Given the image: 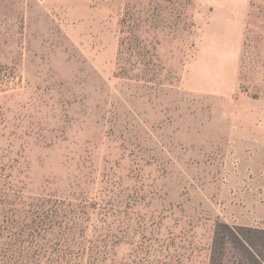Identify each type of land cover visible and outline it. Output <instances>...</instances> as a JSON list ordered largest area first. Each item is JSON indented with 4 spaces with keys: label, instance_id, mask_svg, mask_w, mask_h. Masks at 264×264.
I'll return each mask as SVG.
<instances>
[{
    "label": "rangeland",
    "instance_id": "374dc122",
    "mask_svg": "<svg viewBox=\"0 0 264 264\" xmlns=\"http://www.w3.org/2000/svg\"><path fill=\"white\" fill-rule=\"evenodd\" d=\"M248 136L264 0H0V263L210 264L264 228Z\"/></svg>",
    "mask_w": 264,
    "mask_h": 264
},
{
    "label": "trees",
    "instance_id": "16d2710c",
    "mask_svg": "<svg viewBox=\"0 0 264 264\" xmlns=\"http://www.w3.org/2000/svg\"><path fill=\"white\" fill-rule=\"evenodd\" d=\"M229 246L237 249L250 264H264V230L218 224L210 264H225ZM7 264L12 263L7 261Z\"/></svg>",
    "mask_w": 264,
    "mask_h": 264
},
{
    "label": "crops",
    "instance_id": "0c3cea01",
    "mask_svg": "<svg viewBox=\"0 0 264 264\" xmlns=\"http://www.w3.org/2000/svg\"><path fill=\"white\" fill-rule=\"evenodd\" d=\"M239 19V18H238ZM240 29H234L233 31H226L224 35H226V39L234 41V50L232 53L233 63L237 62L239 49L241 47V37H240ZM233 35V36H232ZM230 36V37H229ZM244 148L243 151L245 154L249 156V158L245 161V169L249 168L248 174L250 175V179L252 175L264 176V136H248L244 139ZM252 184L250 185V187ZM257 186V190L264 191V183H260ZM250 190H253L250 188ZM264 230V228H262Z\"/></svg>",
    "mask_w": 264,
    "mask_h": 264
}]
</instances>
